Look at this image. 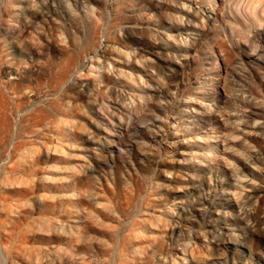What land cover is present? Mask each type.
Masks as SVG:
<instances>
[{
  "label": "rangeland",
  "instance_id": "1",
  "mask_svg": "<svg viewBox=\"0 0 264 264\" xmlns=\"http://www.w3.org/2000/svg\"><path fill=\"white\" fill-rule=\"evenodd\" d=\"M0 264H264V0H0Z\"/></svg>",
  "mask_w": 264,
  "mask_h": 264
}]
</instances>
